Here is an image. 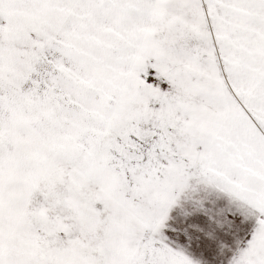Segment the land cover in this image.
<instances>
[{
  "label": "snow or ice",
  "instance_id": "snow-or-ice-1",
  "mask_svg": "<svg viewBox=\"0 0 264 264\" xmlns=\"http://www.w3.org/2000/svg\"><path fill=\"white\" fill-rule=\"evenodd\" d=\"M0 264H264V0H0Z\"/></svg>",
  "mask_w": 264,
  "mask_h": 264
}]
</instances>
